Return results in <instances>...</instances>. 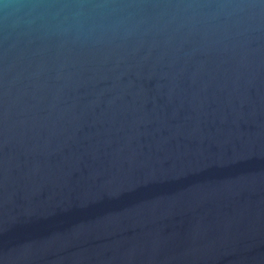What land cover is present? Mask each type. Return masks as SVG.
I'll use <instances>...</instances> for the list:
<instances>
[{
    "label": "water",
    "instance_id": "95a60500",
    "mask_svg": "<svg viewBox=\"0 0 264 264\" xmlns=\"http://www.w3.org/2000/svg\"><path fill=\"white\" fill-rule=\"evenodd\" d=\"M0 264H264V0H0Z\"/></svg>",
    "mask_w": 264,
    "mask_h": 264
},
{
    "label": "clouds",
    "instance_id": "9594fccd",
    "mask_svg": "<svg viewBox=\"0 0 264 264\" xmlns=\"http://www.w3.org/2000/svg\"><path fill=\"white\" fill-rule=\"evenodd\" d=\"M45 0H18V3L22 6H27L29 8H38L40 7ZM4 7L7 8V3L4 4Z\"/></svg>",
    "mask_w": 264,
    "mask_h": 264
}]
</instances>
